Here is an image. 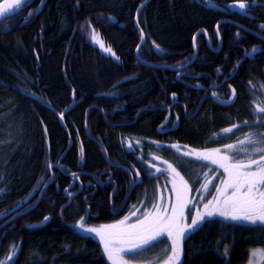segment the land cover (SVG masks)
Segmentation results:
<instances>
[{"label":"trees","instance_id":"trees-1","mask_svg":"<svg viewBox=\"0 0 264 264\" xmlns=\"http://www.w3.org/2000/svg\"><path fill=\"white\" fill-rule=\"evenodd\" d=\"M43 1L29 0L0 22V261L109 264L99 236L77 231L81 217L96 228L130 217L127 229L157 209L171 216L169 165L193 196L216 199L228 174L182 153L220 149L233 159L230 136L264 134V0H244L246 12L227 7L238 0H211L218 9L204 0H151L139 17L144 61L182 66L195 55L196 33L209 37L210 45L205 34L197 37L198 56L183 71L137 58L135 17L146 0H47L36 14ZM92 29L119 61L90 38ZM253 48L261 51L246 56ZM73 102L62 124L59 114ZM262 225L206 219L183 239L180 264H247L253 248L264 250ZM172 239L144 257L122 256L156 264Z\"/></svg>","mask_w":264,"mask_h":264},{"label":"snow or ice","instance_id":"snow-or-ice-1","mask_svg":"<svg viewBox=\"0 0 264 264\" xmlns=\"http://www.w3.org/2000/svg\"><path fill=\"white\" fill-rule=\"evenodd\" d=\"M204 3L217 9L219 7L218 5L212 4L211 0H204ZM26 5L27 0H11L9 3L0 5V21L8 18L10 14L16 13L22 6ZM228 7L238 8L242 12H246L251 8V4H247L244 0H238L237 3L229 5ZM33 14L34 13H29L30 16ZM137 24H139L138 20ZM89 27L91 28V25H89ZM140 32L141 42L143 43L145 37L142 28ZM90 38L105 53L119 61V57L116 56L110 46H105L99 33H97L95 29L91 30ZM152 43L157 52L163 51L155 41ZM258 51H261V49L253 48L250 53H246V56H253ZM137 52H139V45L137 46ZM182 68L183 65L181 66V69ZM179 70L180 69H178V71ZM231 93L234 97L235 90L232 89ZM172 95L173 98H175V93ZM212 95L215 96L216 94L212 93ZM73 96H75L74 90ZM37 99L40 98L37 97ZM49 107H51L50 104ZM258 110L264 113V108ZM59 115L61 120H63L64 113L61 112ZM238 127L239 125L234 124L232 128L224 129L222 134L233 132V130ZM262 136H264V134H262ZM136 143L139 144L140 141ZM257 144H264V138L253 140L252 136L249 135L243 141H240L239 145L230 144L225 146V148L229 150L237 149L236 155H249L248 148L243 147V145L251 146L252 152L259 154V159H249L247 163H230L227 155H220V149H212L211 151L205 152L189 150L186 153H182V155L188 157L205 161L210 160L213 164H219V166L224 169V172L228 174V180L223 181L224 188L214 189L219 195L225 197L223 201L221 202L216 198L215 202L209 201L206 203L204 205V212L200 213L197 211L192 217L190 224L181 225L180 223V221L185 219L184 209L188 203V201L182 198V191L186 193L190 190L187 182L183 180V177H180L182 188L176 186L175 179L172 181L173 189L176 192L177 205L172 208L171 216L160 214L159 209H157L156 215L145 213L143 219L139 220L137 223L131 224L127 229H123L121 226L124 225L130 217H125L124 220L119 221L118 224L101 226L100 228L86 227L84 217H81L76 227L85 232L95 233L99 236L103 241V251L107 258L112 261V264H127L123 259L122 253L140 256L143 252L150 251L152 248L162 244L169 237H173L170 248L164 249L155 260L156 264H160L161 260L163 264H178L182 254V241L186 238V233L196 231L201 223L205 222L206 219L212 218L216 214L237 222H248L252 224L264 222V192L259 191V187L264 186V147H257ZM128 146L132 147L131 141L128 142ZM171 147L180 148L179 145H171ZM80 151L82 156L83 147H81ZM253 166H256L255 171L251 170ZM48 167L51 169L53 165L49 163ZM152 168L155 169L157 173L161 172V169L157 168L155 165H152ZM163 171L169 175H178L171 165ZM72 175L74 177L76 176L75 173ZM136 175L137 178H139V170H136ZM201 188L207 190V183L201 185ZM228 189H232L231 195H226ZM2 191L3 190L0 189V192ZM155 207L154 205V208ZM166 211L167 210H165V212ZM133 215H135V212H133ZM177 217H179V219ZM45 219H47V217H45ZM117 244L120 246L116 247L115 245ZM0 264H9V261H0Z\"/></svg>","mask_w":264,"mask_h":264},{"label":"rangeland","instance_id":"rangeland-1","mask_svg":"<svg viewBox=\"0 0 264 264\" xmlns=\"http://www.w3.org/2000/svg\"><path fill=\"white\" fill-rule=\"evenodd\" d=\"M240 136L241 135H237L236 137L230 136L229 138L232 141H230L228 143V145H230V144L231 145H239L240 144V141L238 142V140H240ZM252 138H253V140H258V139L264 138V136H262V133L258 132L256 135L252 136ZM243 140H241V141H243ZM256 146L257 147H264V144H257ZM243 147H247L248 148L249 155H244V154L236 155L235 153H236L237 149H232V150H229L228 149V153L229 154L233 152V159L229 158V162L230 163H236V162H244V163H247L249 159H259V154L252 152V147L251 146L243 145ZM215 166L217 168H219V170L224 173V169L221 168L219 166V164H215ZM251 170L252 171H255L256 170V166H253V168ZM177 174L178 175H176L175 177H173V179H175V183H176V186L177 187H182V183H181V180H180V177H182V176L179 173H177ZM224 175H225V173H224ZM225 178L226 179L225 180L223 179V181H227L228 180V178L226 177V175H225ZM173 179H172V181H173ZM183 180L186 181L184 178H183ZM221 186H222L221 189H223L224 188V184H221ZM188 187L190 188L189 185H188ZM261 187L264 188V186H261ZM182 193H184V192L182 191ZM231 193H232V189H228L226 195H231ZM183 196H184V200H187L188 201L187 204L189 205V208L187 209V213H186L185 219L183 221L186 224H190L191 223V219L195 215V213L197 211H199L200 213H203L204 212V205L206 203H208L209 201L208 200H205L203 197L193 196L192 191H188V192L184 193ZM216 196H218V195H216ZM217 198L222 202L225 197L219 195ZM211 201H214L215 202V199H212ZM214 217L220 218V219H223V220L229 221V222H237V221H232V220L226 219L225 217H222L219 214L214 215L212 218H214ZM181 222L182 221H180V223ZM237 223H242V224H247V225L264 224V222H258V223H255V224L248 223V222H237ZM181 225H184V224L181 223ZM86 227H94V226H86ZM76 229L81 234L91 235V236H95V235L98 236L95 233L85 232V231L80 230L78 228H76ZM186 234H188V233H186ZM147 255H149V254H147ZM144 256H145V254H142V257H144ZM123 259L127 262V264H131L124 257H123ZM142 261H147V260H145L144 258H142ZM142 261H138V262L141 263ZM180 261H181V259L179 260L178 264H180ZM108 262H109V264H112V261H110L109 259H108ZM247 264H264V250L262 248H253L251 250L250 260H249V262Z\"/></svg>","mask_w":264,"mask_h":264},{"label":"water","instance_id":"water-1","mask_svg":"<svg viewBox=\"0 0 264 264\" xmlns=\"http://www.w3.org/2000/svg\"><path fill=\"white\" fill-rule=\"evenodd\" d=\"M28 1H29V0H27V2H28ZM150 1H151V0H146V1H145V2L139 7V9L137 10V14H136V17H135V23H136V25L138 26L139 32H140L141 27H140V23L137 24V20L139 21V17H140V13H141V11L143 10V8H144V7H145ZM9 2H11V0H1V1H0V5H3V4L9 3ZM46 2H47V0H44V1L42 2V4L40 5V7L38 8V10L36 11V14H38L39 12L42 11V9H43L44 5L46 4ZM236 3H237V2H236ZM233 4H235V3H233ZM247 4H248V3H247ZM230 5H232V4H230ZM228 6H229V5H228ZM228 6H227V7H228ZM23 7H24V6H22V7H21L16 13H14V14H10L9 17H11V16H13V15L19 13V12L23 9ZM213 8H214V7H213ZM228 8H229L231 11H241V10H239L238 8H233V7H228ZM219 9L222 10V11H225V8H224V9H223V8H219ZM31 16H32V15H31ZM31 16L29 15V17H31ZM9 17H8V18H9ZM5 19H7V18H5ZM5 19H3V20H5ZM3 20H2V21H3ZM0 22H1V21H0ZM222 22H226V21L223 20V21L219 22L218 25H217V28H216V32H217V34H218V38H220V37H219V25H220ZM143 32H144V31H143ZM140 34H141V32H140ZM200 34H205L206 37H207V40L209 41V37H208V35H207V33H206L205 30H199V31L196 33V35H195V37H194V41H193V44H194V47H195V55L193 56V58H192L188 63H186V64L183 65V68H182V69H181V66L157 65V64H152V63L146 62V61H144L143 59H141V57H140V55H139V52H140L141 47H142V46L144 45V43L146 42V36H145V33H144V37H145L144 42H143V43L140 42V44H139V52H137V50H136L137 58L139 57V61H140L141 63L145 64V65H148V66H153V67H157V68H164V69H168V70H172V71H178V69H180L179 71H183V70L186 69L187 67L191 66V65L194 63V61L196 60L197 56H198V50H197V48H196V41H197V37H198ZM209 43H210V42H209ZM221 47H222V41L220 40V45H219V48L216 49V52H219L220 49H221ZM75 105H76V102H73V103L71 104V106L63 112L64 115H65L66 112H68L69 110H71ZM60 119H61V118H60ZM61 122H62V124L64 123V117H63V120H61ZM67 191H68V190H67ZM14 212H15V210H11L9 214H13ZM7 216H8V215H5L4 217H7ZM50 219H51V217L48 216L47 219H44L41 223L37 224L36 226H42V225H45L47 222L50 221Z\"/></svg>","mask_w":264,"mask_h":264},{"label":"bare ground","instance_id":"bare-ground-1","mask_svg":"<svg viewBox=\"0 0 264 264\" xmlns=\"http://www.w3.org/2000/svg\"><path fill=\"white\" fill-rule=\"evenodd\" d=\"M223 8V7H222ZM224 9V8H223ZM137 14V13H136ZM137 26V25H136ZM141 27V26H140ZM137 29H138V26H137ZM138 31H139V29H138ZM10 213V212H9ZM15 213V212H14ZM6 215H10V214H6ZM4 217V216H3Z\"/></svg>","mask_w":264,"mask_h":264},{"label":"flooded vegetation","instance_id":"flooded-vegetation-1","mask_svg":"<svg viewBox=\"0 0 264 264\" xmlns=\"http://www.w3.org/2000/svg\"><path fill=\"white\" fill-rule=\"evenodd\" d=\"M221 40V38H219V41ZM210 41H208V43H209ZM209 45H210V43H209Z\"/></svg>","mask_w":264,"mask_h":264}]
</instances>
